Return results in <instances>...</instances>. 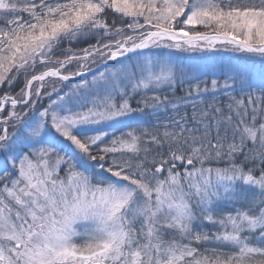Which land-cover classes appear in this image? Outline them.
I'll use <instances>...</instances> for the list:
<instances>
[{
  "label": "snow or ice",
  "instance_id": "6c2138e0",
  "mask_svg": "<svg viewBox=\"0 0 264 264\" xmlns=\"http://www.w3.org/2000/svg\"><path fill=\"white\" fill-rule=\"evenodd\" d=\"M0 264H264V0H0Z\"/></svg>",
  "mask_w": 264,
  "mask_h": 264
},
{
  "label": "rangeland",
  "instance_id": "374dc122",
  "mask_svg": "<svg viewBox=\"0 0 264 264\" xmlns=\"http://www.w3.org/2000/svg\"><path fill=\"white\" fill-rule=\"evenodd\" d=\"M83 47L84 45H78ZM65 47H67V45H65ZM74 47L78 48L77 46L74 45ZM186 55H189V59H187L188 61V65H191L193 67H199L201 70H203L205 68V61H206V57L209 59V66L215 70H219V67L221 65H223V61L220 60L221 58H219L217 56V54H222V55H234L240 58H245L247 59V57L245 56L244 53H239V52H232V51H223V50H208L205 52H184ZM193 56V57H192ZM197 56V57H196ZM238 64H243V62H239ZM259 67V66H256ZM55 95V94H54ZM46 105V103H45ZM155 123V119L152 120V118H149V122H147L145 125L143 124L142 126H146L148 127L150 124ZM120 126L117 125V128H119Z\"/></svg>",
  "mask_w": 264,
  "mask_h": 264
},
{
  "label": "trees",
  "instance_id": "16d2710c",
  "mask_svg": "<svg viewBox=\"0 0 264 264\" xmlns=\"http://www.w3.org/2000/svg\"><path fill=\"white\" fill-rule=\"evenodd\" d=\"M20 86H22L21 84H17L16 87L19 88Z\"/></svg>",
  "mask_w": 264,
  "mask_h": 264
}]
</instances>
